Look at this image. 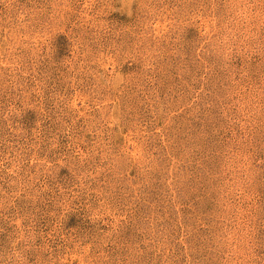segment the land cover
<instances>
[{
    "label": "rangeland",
    "instance_id": "1",
    "mask_svg": "<svg viewBox=\"0 0 264 264\" xmlns=\"http://www.w3.org/2000/svg\"><path fill=\"white\" fill-rule=\"evenodd\" d=\"M0 264H264V0H0Z\"/></svg>",
    "mask_w": 264,
    "mask_h": 264
}]
</instances>
